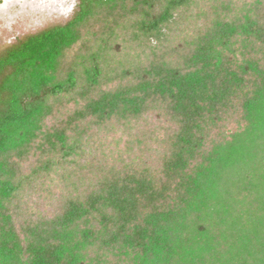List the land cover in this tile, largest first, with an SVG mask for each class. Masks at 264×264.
Returning <instances> with one entry per match:
<instances>
[{
    "label": "trees",
    "instance_id": "obj_1",
    "mask_svg": "<svg viewBox=\"0 0 264 264\" xmlns=\"http://www.w3.org/2000/svg\"><path fill=\"white\" fill-rule=\"evenodd\" d=\"M0 264H264V0H78L7 49Z\"/></svg>",
    "mask_w": 264,
    "mask_h": 264
},
{
    "label": "rangeland",
    "instance_id": "obj_2",
    "mask_svg": "<svg viewBox=\"0 0 264 264\" xmlns=\"http://www.w3.org/2000/svg\"><path fill=\"white\" fill-rule=\"evenodd\" d=\"M77 6L78 0H0V56L31 35L66 24Z\"/></svg>",
    "mask_w": 264,
    "mask_h": 264
},
{
    "label": "clouds",
    "instance_id": "obj_3",
    "mask_svg": "<svg viewBox=\"0 0 264 264\" xmlns=\"http://www.w3.org/2000/svg\"><path fill=\"white\" fill-rule=\"evenodd\" d=\"M68 10L70 11L71 9L69 8Z\"/></svg>",
    "mask_w": 264,
    "mask_h": 264
}]
</instances>
